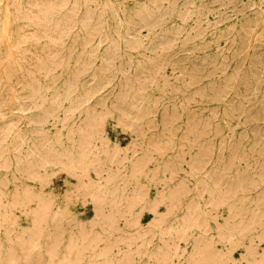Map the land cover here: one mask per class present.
<instances>
[{
    "label": "bare ground",
    "instance_id": "bare-ground-1",
    "mask_svg": "<svg viewBox=\"0 0 264 264\" xmlns=\"http://www.w3.org/2000/svg\"><path fill=\"white\" fill-rule=\"evenodd\" d=\"M0 264H264V0H0Z\"/></svg>",
    "mask_w": 264,
    "mask_h": 264
}]
</instances>
